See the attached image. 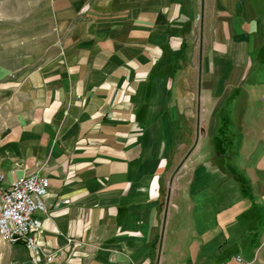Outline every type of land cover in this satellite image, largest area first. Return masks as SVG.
I'll use <instances>...</instances> for the list:
<instances>
[{
    "label": "crops",
    "instance_id": "obj_1",
    "mask_svg": "<svg viewBox=\"0 0 264 264\" xmlns=\"http://www.w3.org/2000/svg\"><path fill=\"white\" fill-rule=\"evenodd\" d=\"M23 27L0 171L48 209L4 264H264V0H25Z\"/></svg>",
    "mask_w": 264,
    "mask_h": 264
},
{
    "label": "built area",
    "instance_id": "obj_2",
    "mask_svg": "<svg viewBox=\"0 0 264 264\" xmlns=\"http://www.w3.org/2000/svg\"><path fill=\"white\" fill-rule=\"evenodd\" d=\"M4 178L0 171V238L10 244L23 243L36 252V235L41 227L36 214L48 209V178L32 173L7 184ZM63 202L67 204L69 200Z\"/></svg>",
    "mask_w": 264,
    "mask_h": 264
},
{
    "label": "rangeland",
    "instance_id": "obj_3",
    "mask_svg": "<svg viewBox=\"0 0 264 264\" xmlns=\"http://www.w3.org/2000/svg\"><path fill=\"white\" fill-rule=\"evenodd\" d=\"M24 11L25 0H0V61L2 62L9 60V55L13 54L10 48H14L20 42L19 40L24 39L23 34L20 32L24 29ZM7 117L6 114L0 113V131L3 125L7 123L5 121ZM2 241L0 238V264H4L3 256L7 248V244ZM14 244L23 243L16 242Z\"/></svg>",
    "mask_w": 264,
    "mask_h": 264
}]
</instances>
